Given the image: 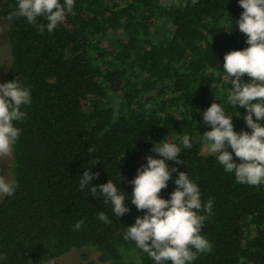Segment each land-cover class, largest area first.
<instances>
[{"label": "trees", "instance_id": "trees-1", "mask_svg": "<svg viewBox=\"0 0 264 264\" xmlns=\"http://www.w3.org/2000/svg\"><path fill=\"white\" fill-rule=\"evenodd\" d=\"M17 7L18 0H0L9 58L3 83L19 79L31 103L15 122L21 134L10 179L18 187L0 198V264H62L61 256L83 247L110 264H156L124 233L146 214L131 203L130 181L163 140L181 147V163L166 161L177 172L159 195L170 199L184 171L202 203L213 201L210 215L200 212L212 251L191 264H264V183H238L203 136L211 129L203 112L213 102L232 115L237 132H251L247 110L227 102L231 85L221 81L225 54L248 47L236 24L239 0H75L52 32L24 17L9 22ZM41 23L47 20L37 17ZM185 134L191 148L182 145ZM86 168L99 176L80 190ZM109 180L126 198L123 216L99 193ZM101 211L111 223L98 219Z\"/></svg>", "mask_w": 264, "mask_h": 264}, {"label": "clouds", "instance_id": "clouds-1", "mask_svg": "<svg viewBox=\"0 0 264 264\" xmlns=\"http://www.w3.org/2000/svg\"><path fill=\"white\" fill-rule=\"evenodd\" d=\"M74 3L75 0H64L63 4L60 0H18L17 9L6 19L11 22L14 18L24 17L39 31L43 32L46 27L47 31L52 32L65 20L66 12L73 9ZM196 3L197 0H192L193 5ZM239 4L244 11L236 24L247 36L248 47L225 54L221 81L222 86L231 85L228 87L227 102L247 110L243 118L251 132H237L232 115L225 114L221 103L213 102L203 112L202 123L211 126L203 136L209 153L217 156L226 172L234 173L238 183L257 186L264 183V124L261 123L264 121V0H239ZM184 6L187 7V4ZM37 17H44L47 24H37ZM245 74L250 79L242 82ZM30 103L31 92L19 79L0 83V160L12 155L21 134L15 122L25 118L26 114L21 108ZM182 145L184 148L192 147L187 134L182 137ZM229 147L232 151L228 150ZM152 150L157 156L149 155L147 164L142 165L138 175L130 181L134 185L131 203L138 210H146V214L138 216L132 226L126 227L124 239L134 241L156 264L167 261L171 264H191L199 254L212 251L210 241L201 234L207 216L200 212L210 215L213 201L209 199L202 203L198 185L184 171L176 176V188L170 199L161 197V190L168 187L172 174L177 172L166 161L181 163L178 159L181 147L163 140L155 144ZM233 153L240 163L234 160ZM98 176L99 173L86 168L79 179L80 190L92 185ZM17 187L14 179L0 174V197H11ZM98 189L105 197V203H111L116 217L129 212L125 196L112 180L98 184ZM98 189L97 185H93L89 192L96 197ZM98 219L111 223L103 211L98 214ZM83 223V220L78 221L74 229L80 230ZM3 259L6 256L0 254V260Z\"/></svg>", "mask_w": 264, "mask_h": 264}, {"label": "rangeland", "instance_id": "rangeland-1", "mask_svg": "<svg viewBox=\"0 0 264 264\" xmlns=\"http://www.w3.org/2000/svg\"><path fill=\"white\" fill-rule=\"evenodd\" d=\"M8 49L4 37V23L0 19V83H3L4 71L8 65ZM11 156L0 160V174H4L8 179L11 177ZM1 198V197H0ZM62 264H110L98 259V252L90 247L73 249L59 258Z\"/></svg>", "mask_w": 264, "mask_h": 264}]
</instances>
